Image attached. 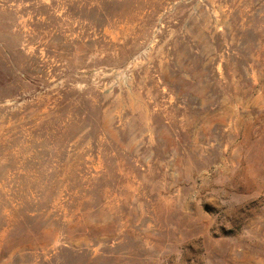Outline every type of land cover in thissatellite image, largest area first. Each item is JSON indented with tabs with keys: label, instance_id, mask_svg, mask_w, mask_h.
Listing matches in <instances>:
<instances>
[{
	"label": "rangeland",
	"instance_id": "374dc122",
	"mask_svg": "<svg viewBox=\"0 0 264 264\" xmlns=\"http://www.w3.org/2000/svg\"><path fill=\"white\" fill-rule=\"evenodd\" d=\"M0 264H264V0H0Z\"/></svg>",
	"mask_w": 264,
	"mask_h": 264
}]
</instances>
